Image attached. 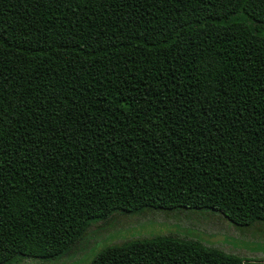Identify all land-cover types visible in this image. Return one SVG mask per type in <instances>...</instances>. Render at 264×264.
I'll return each instance as SVG.
<instances>
[{"label": "trees", "instance_id": "trees-1", "mask_svg": "<svg viewBox=\"0 0 264 264\" xmlns=\"http://www.w3.org/2000/svg\"><path fill=\"white\" fill-rule=\"evenodd\" d=\"M182 208L264 224V0H0V264ZM249 262L168 233L88 264Z\"/></svg>", "mask_w": 264, "mask_h": 264}, {"label": "rangeland", "instance_id": "rangeland-1", "mask_svg": "<svg viewBox=\"0 0 264 264\" xmlns=\"http://www.w3.org/2000/svg\"><path fill=\"white\" fill-rule=\"evenodd\" d=\"M258 223L253 227L233 225L220 212L210 209L154 210L140 213L115 212L107 220L91 224L74 251L58 259L23 257L13 264H88L103 247L118 244L128 239L149 237L158 234H173L177 237L197 239L207 245L258 260L264 263V255L237 249L264 253V228ZM261 260V261H260Z\"/></svg>", "mask_w": 264, "mask_h": 264}, {"label": "crops", "instance_id": "crops-1", "mask_svg": "<svg viewBox=\"0 0 264 264\" xmlns=\"http://www.w3.org/2000/svg\"><path fill=\"white\" fill-rule=\"evenodd\" d=\"M259 227L260 228H264V224H259ZM241 250H244V251H248V252H251V253H254V254H262V255H264V253L261 251V250H257V251H252V250H248V249H237V252H241ZM247 259H249V260H252V259H250V258H247ZM256 261H258V260H256ZM248 264H260V262H249ZM264 264V263H263Z\"/></svg>", "mask_w": 264, "mask_h": 264}]
</instances>
